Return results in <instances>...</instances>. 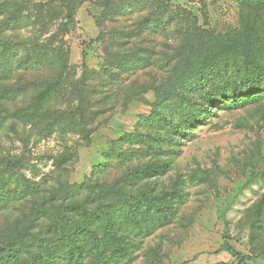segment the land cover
<instances>
[{"label":"trees","instance_id":"16d2710c","mask_svg":"<svg viewBox=\"0 0 264 264\" xmlns=\"http://www.w3.org/2000/svg\"><path fill=\"white\" fill-rule=\"evenodd\" d=\"M85 3L101 11L103 63L78 76L68 37ZM240 5L237 28L218 34L169 0H0V144L7 135L21 147L0 156V264H135L140 256L155 264L158 252L145 244L180 211L178 195L155 184L179 155L174 148L219 111L264 101V0ZM137 74L147 79L140 90L139 80L124 85L127 101L156 97L143 132L121 138L103 166L71 186L78 149L119 105L110 90ZM52 135L64 143L49 157L53 169L27 179L30 147ZM70 137L78 139L69 145ZM221 250L237 264H259L227 243Z\"/></svg>","mask_w":264,"mask_h":264},{"label":"rangeland","instance_id":"374dc122","mask_svg":"<svg viewBox=\"0 0 264 264\" xmlns=\"http://www.w3.org/2000/svg\"><path fill=\"white\" fill-rule=\"evenodd\" d=\"M169 1L192 9L200 19L204 17L201 20L206 19L211 30L223 34L237 28L244 0ZM100 13L90 3L76 12L68 44L70 64L78 69V76L82 66L99 70L103 63V44L94 20ZM143 79H147L144 74L130 76L110 90L119 92V105L94 126L91 144L78 149V161L70 173L71 186H80L95 168L103 166L106 154L121 138L143 132L142 124L151 115L155 94L144 92L127 101L130 95L124 87L139 80L140 90ZM123 102H129L127 110ZM187 134L174 148L179 155L172 157L170 171L155 182L160 193L175 192V204L180 205L175 223L156 232L145 244L157 250L155 264H159V247L161 264H237L230 253L221 250L224 243L264 264V101L236 111H219L217 117L210 116ZM70 139L69 145L78 138ZM63 144L60 137L52 135L30 147L21 175L39 181L53 169L49 157L58 156ZM7 152H21L14 136L1 138L0 156ZM4 219L2 212L1 236ZM135 264H147V260L140 256Z\"/></svg>","mask_w":264,"mask_h":264}]
</instances>
